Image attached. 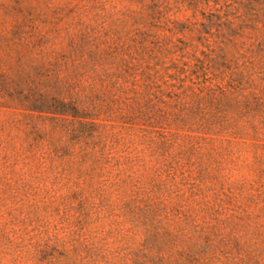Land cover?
I'll list each match as a JSON object with an SVG mask.
<instances>
[{"label": "rangeland", "instance_id": "374dc122", "mask_svg": "<svg viewBox=\"0 0 264 264\" xmlns=\"http://www.w3.org/2000/svg\"><path fill=\"white\" fill-rule=\"evenodd\" d=\"M0 264H264V0H0Z\"/></svg>", "mask_w": 264, "mask_h": 264}]
</instances>
